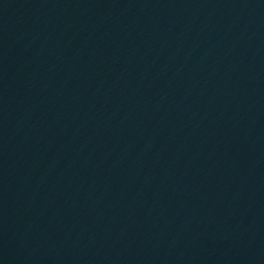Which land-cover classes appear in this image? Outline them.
I'll return each instance as SVG.
<instances>
[{
	"label": "water",
	"instance_id": "obj_1",
	"mask_svg": "<svg viewBox=\"0 0 264 264\" xmlns=\"http://www.w3.org/2000/svg\"><path fill=\"white\" fill-rule=\"evenodd\" d=\"M0 264H264V0H0Z\"/></svg>",
	"mask_w": 264,
	"mask_h": 264
}]
</instances>
